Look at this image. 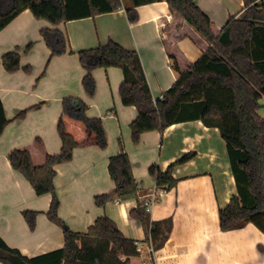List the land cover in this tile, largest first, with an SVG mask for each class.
<instances>
[{
	"label": "crops",
	"instance_id": "crops-1",
	"mask_svg": "<svg viewBox=\"0 0 264 264\" xmlns=\"http://www.w3.org/2000/svg\"><path fill=\"white\" fill-rule=\"evenodd\" d=\"M195 2L211 19L215 35L231 18L240 19L246 9L243 0ZM133 5V0H126L111 13L56 27L27 10L0 32V101L9 121L0 136V237L30 258L64 248L63 228L47 217L52 195H36L29 181L12 168L8 157L14 150H28L34 165L40 167L47 155L59 154L62 141L57 126L62 103L73 97L88 106L89 117L103 121L108 147L75 149L72 161L55 167L59 217L72 231L86 234L99 217L108 216L127 238L146 244L144 228L130 217V212L157 187L149 174L150 167L156 165L165 172L193 154L187 163L176 166L173 178L177 185L164 191L149 213L150 221L163 223L168 236L156 251L155 264H264V233L254 224L228 232L220 229L219 210L229 205L237 188L227 145L218 128L206 127L201 121L179 123L163 133H145L134 145L130 125L138 113L135 107L122 104L123 71L96 69L95 95L90 97L84 91L86 71L78 53L96 49L109 40L138 53L154 101L161 100L178 79L172 58L180 72H185L210 47L167 2L137 7L138 21L131 23L126 11ZM169 14L170 21L166 18ZM45 28L65 33L73 53L52 57L40 34ZM10 52L21 56V68L15 73H8L2 61ZM27 67L31 70L26 71ZM260 105L259 114L264 118V96ZM121 151L130 157L138 196L98 207L95 197L115 188L108 165L109 159ZM25 210L38 212L34 230L24 219ZM132 263L143 261L135 257Z\"/></svg>",
	"mask_w": 264,
	"mask_h": 264
},
{
	"label": "trees",
	"instance_id": "trees-1",
	"mask_svg": "<svg viewBox=\"0 0 264 264\" xmlns=\"http://www.w3.org/2000/svg\"><path fill=\"white\" fill-rule=\"evenodd\" d=\"M155 1L167 2L177 16L209 43L210 47L203 56L185 72H180L172 58L174 70L179 73L178 79L161 100L154 101L138 53L109 40L96 49L78 53L79 62L86 71L82 87L88 96H94L96 80L93 72L96 69L119 68L123 71L122 104L135 107L138 113L130 125L134 145L139 144L145 133H163L179 123L201 121L206 127L218 128L227 145L237 188V195L229 205L219 210L220 229L228 232L254 224L264 233V118L259 114L260 100L264 96V0H243L244 14L237 20L231 18L219 35L214 34L211 19L195 0H133V7L126 11L129 21H138L137 7ZM121 6V0H0V32L27 10L36 19L56 27L65 22L111 13ZM40 34L52 57L73 53L67 35L61 30L45 28ZM20 60L18 52L7 53L2 58L8 73L20 70ZM25 70L31 69L27 67ZM62 105L57 126L62 141L59 154L47 155L45 164L40 167L34 165L28 150H14L8 158L12 168L29 181L36 195H52L47 217L63 228L64 248L30 258L8 246L0 237V262L133 264L132 259L139 256L137 241L127 238L108 216L99 217L86 234L72 231L59 217L55 167L72 161L75 149L108 147L103 121L89 117L88 106L82 100L69 97ZM25 113L19 117L23 118ZM8 123L0 101V136ZM192 157L193 154L184 156L165 172L153 165L149 174L155 178L156 186L167 192L177 185L173 178L176 166L187 163ZM108 170L115 188L108 194L95 197L98 207L116 199L137 198L138 186L128 154L121 151L111 157ZM37 215L38 212L31 210L23 212L30 230L36 227ZM130 217L141 222L146 242L151 241L156 251L163 247L168 239L163 223L150 221L141 201L130 212Z\"/></svg>",
	"mask_w": 264,
	"mask_h": 264
},
{
	"label": "built area",
	"instance_id": "built-area-1",
	"mask_svg": "<svg viewBox=\"0 0 264 264\" xmlns=\"http://www.w3.org/2000/svg\"><path fill=\"white\" fill-rule=\"evenodd\" d=\"M167 20H172V15L169 14L166 16ZM164 194V190L159 189L158 187H156V189H154V191H152L151 193L147 194L144 197L143 200V206L145 208V211L149 214L151 213L152 209L154 208V206L156 205V203L158 202V199L160 198V196H162ZM146 244H144L143 242H138L137 241V252L139 254V258L142 259L143 264H155L156 262V250L153 246V243L151 241H144Z\"/></svg>",
	"mask_w": 264,
	"mask_h": 264
},
{
	"label": "rangeland",
	"instance_id": "rangeland-1",
	"mask_svg": "<svg viewBox=\"0 0 264 264\" xmlns=\"http://www.w3.org/2000/svg\"><path fill=\"white\" fill-rule=\"evenodd\" d=\"M260 1H261V0H260ZM260 1L258 0V2H260ZM122 2H123V3H125V2H126V0H122Z\"/></svg>",
	"mask_w": 264,
	"mask_h": 264
}]
</instances>
